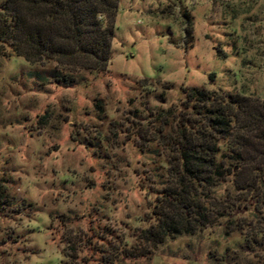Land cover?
I'll return each mask as SVG.
<instances>
[{
    "label": "rangeland",
    "instance_id": "rangeland-1",
    "mask_svg": "<svg viewBox=\"0 0 264 264\" xmlns=\"http://www.w3.org/2000/svg\"><path fill=\"white\" fill-rule=\"evenodd\" d=\"M54 67L0 56V264L255 263L225 220L157 248L136 234L169 180L155 115L174 123L189 87L264 100V0H120L106 70L34 75Z\"/></svg>",
    "mask_w": 264,
    "mask_h": 264
},
{
    "label": "trees",
    "instance_id": "trees-1",
    "mask_svg": "<svg viewBox=\"0 0 264 264\" xmlns=\"http://www.w3.org/2000/svg\"><path fill=\"white\" fill-rule=\"evenodd\" d=\"M119 5L120 0H6L0 6V56L55 63L35 77L72 86L80 81L73 75L77 70H106ZM184 92L174 123L162 122V114L154 118L161 122L155 136L169 147V180L150 190L154 223L137 232V239L157 248L166 238L194 235L225 220L243 235L254 264H264V100L198 87ZM14 204L0 192L1 215Z\"/></svg>",
    "mask_w": 264,
    "mask_h": 264
}]
</instances>
